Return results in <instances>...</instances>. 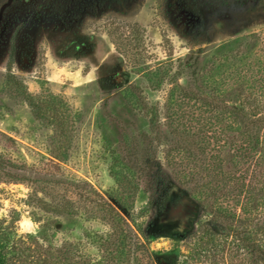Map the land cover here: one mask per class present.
<instances>
[{
	"label": "rangeland",
	"instance_id": "1",
	"mask_svg": "<svg viewBox=\"0 0 264 264\" xmlns=\"http://www.w3.org/2000/svg\"><path fill=\"white\" fill-rule=\"evenodd\" d=\"M8 1L0 132L16 145L0 153L27 169L0 178V245L19 264L31 261L28 249L68 245L76 262L250 264L230 237L215 248L218 238L203 233L218 231L213 191L240 218L264 212L243 214L244 195L232 192L236 178L247 184L251 162L245 180L244 169L215 170L232 120L181 96L213 91L229 106L264 99V0H88L71 26L50 16V0ZM21 92L53 106L65 136L53 114L35 118ZM191 143L194 155L177 150ZM120 231L130 239L118 258Z\"/></svg>",
	"mask_w": 264,
	"mask_h": 264
},
{
	"label": "trees",
	"instance_id": "2",
	"mask_svg": "<svg viewBox=\"0 0 264 264\" xmlns=\"http://www.w3.org/2000/svg\"><path fill=\"white\" fill-rule=\"evenodd\" d=\"M87 1L88 0H50L48 1L50 7L46 8L49 11H52L50 16L56 18L61 25L71 26L75 22L76 17H78L79 11L86 9L85 6L87 5ZM7 77L8 83L12 84V75H8ZM12 85L14 86V84ZM182 91L183 94L181 97L183 99L186 98L200 103V107L208 111V114L213 115L218 110L221 113L229 115L232 120V124H226V126H224L226 128L222 129V131L232 132L231 134L225 135L223 140L224 145H228L230 147V151L227 152L225 157L222 156L220 158L216 155L220 164L214 162L213 168L219 172H222L225 168H227L228 173H231L235 170H243L245 163L251 162L252 171L249 173L247 184L245 182L240 184L239 178H236L237 182H235L238 187L234 188L232 192L236 195L237 193H243L245 199V204L242 208L243 214H250L262 205L264 208V99H252L245 101L242 106H229L223 101H215L211 97L213 91L207 95H200L191 90ZM22 94L24 101L30 107L32 115L35 118L46 119L48 113L53 114L51 119L55 124H57L59 136H65L62 127V119L54 116L55 110L53 106L44 107L43 105H40L39 102L33 100L29 94H26L25 92ZM48 120L50 119L48 118ZM0 144L6 149H13L16 145L12 138L1 132ZM192 144L194 147H187V145L186 147H178L177 150H185V152L187 151L189 154L194 155L195 153L192 148L199 149V147H197L194 143H191L190 145ZM220 152L221 150H218V153ZM223 161L228 163L230 167L228 164L222 165L221 163ZM169 164L171 165V162ZM240 165L241 167H239ZM8 169L24 171L27 167L23 164H15L10 158L0 153V178L16 180L17 177L9 173L7 171ZM248 170L249 169L247 167L244 169L243 177H240V179L245 180L244 178H246ZM190 182L193 183V180H190ZM195 183L193 186H195ZM218 192L223 191H213L210 195L211 201H209L207 205V208L211 213L213 223L217 226L218 231H214L208 227L205 229L203 236L207 237L209 240L218 238L215 248L218 245H222L221 242L227 241L230 237L234 240V242H236V244H238V246H241L246 250L248 256L247 258L249 259L250 264H264V212L255 215L252 218H240V216H236L217 204V201L220 198L218 197ZM223 194L221 196H223ZM121 208L123 207L121 206ZM55 212L60 213L59 211ZM64 212H67L65 214L69 216L74 215L71 211ZM259 217L263 220L259 219ZM260 220L261 222H259ZM120 235L121 247H118L116 251V256L118 258L122 256L126 257V254L124 253L126 245H124V243L130 239L129 234L124 231H120ZM137 242V252L139 254H148L146 247L141 242ZM69 248L70 245L63 246L57 250L39 248L34 251L28 249L24 251L23 254L31 256L29 264H114L113 259L103 261L102 263H92L89 261L76 262L73 257L74 255L70 252ZM214 249L211 250L215 252ZM15 254L16 252L13 247L11 248L8 247V245H0V264H19L18 259L21 258V255ZM16 256L17 260L14 261ZM147 260L146 264H152L148 255ZM137 264L139 263L137 262Z\"/></svg>",
	"mask_w": 264,
	"mask_h": 264
},
{
	"label": "water",
	"instance_id": "3",
	"mask_svg": "<svg viewBox=\"0 0 264 264\" xmlns=\"http://www.w3.org/2000/svg\"><path fill=\"white\" fill-rule=\"evenodd\" d=\"M12 0H9L7 4H9Z\"/></svg>",
	"mask_w": 264,
	"mask_h": 264
}]
</instances>
